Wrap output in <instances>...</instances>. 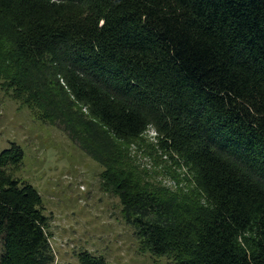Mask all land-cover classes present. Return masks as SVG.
<instances>
[{"label":"trees","instance_id":"16d2710c","mask_svg":"<svg viewBox=\"0 0 264 264\" xmlns=\"http://www.w3.org/2000/svg\"><path fill=\"white\" fill-rule=\"evenodd\" d=\"M0 85L102 168L142 253L264 264V0H0ZM147 126L186 192L127 158ZM21 163L0 152V264H53L40 195L11 174Z\"/></svg>","mask_w":264,"mask_h":264},{"label":"rangeland","instance_id":"374dc122","mask_svg":"<svg viewBox=\"0 0 264 264\" xmlns=\"http://www.w3.org/2000/svg\"><path fill=\"white\" fill-rule=\"evenodd\" d=\"M12 145L21 151L22 163L11 174L36 189L42 200L53 264H80L82 252L109 264H173L139 250L132 229L121 219L118 198L101 189L102 168L58 123L37 118L0 85V152ZM126 154L138 175L152 184L169 192L193 186L151 126L128 145Z\"/></svg>","mask_w":264,"mask_h":264}]
</instances>
